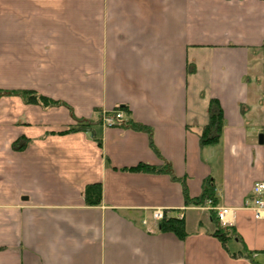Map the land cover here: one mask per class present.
<instances>
[{"label":"crops","instance_id":"1","mask_svg":"<svg viewBox=\"0 0 264 264\" xmlns=\"http://www.w3.org/2000/svg\"><path fill=\"white\" fill-rule=\"evenodd\" d=\"M0 89L64 103L0 96V264H264L246 207L264 179V0H0ZM213 98L222 134L202 144ZM119 106L151 135L97 123ZM207 178L256 257L232 256L207 205L186 204ZM157 208L190 234L159 232Z\"/></svg>","mask_w":264,"mask_h":264},{"label":"trees","instance_id":"2","mask_svg":"<svg viewBox=\"0 0 264 264\" xmlns=\"http://www.w3.org/2000/svg\"><path fill=\"white\" fill-rule=\"evenodd\" d=\"M6 93H17L22 95L28 103L33 104H40L42 106H53V105H60L64 104L61 100L53 99L51 97H48L46 95H43L41 93H38L35 90L32 89H24L19 91H7L0 89V96ZM126 106H119L117 109L125 110ZM208 123L204 126L201 134H200V140L202 144H212L219 141L220 136L222 134V129L224 125V119H223V109L219 102V100L213 98L210 101L209 108H208ZM102 117L98 119L97 123L102 122ZM122 123L124 125L130 126L132 128L138 129V130H146L150 133H152V130L147 127L146 125L131 120L126 119L123 120ZM93 124V121L91 120H77V125L72 128H88ZM16 146H23V143L20 142V144L17 145V142H15ZM130 169H136V170H144V171H166L170 173L172 176L175 177V175L172 172L171 165L169 163H166L164 165H151L146 163H140L134 167H130ZM207 198H211L213 201V204H217L216 196H215V184L211 178H207L204 183V189L201 195L197 197H191L186 193V204L187 205H204ZM84 199L85 203L87 205H99L102 202V186L101 183H91L88 184L84 189ZM211 216L213 218L214 222V229L212 230V233L214 236L218 237V239L221 241L222 245L228 250V252L232 256L237 255H244L247 257H250L251 254L254 251H250L247 249V247L244 244V241L239 238L238 233L232 226H225L222 225L215 213V211H210ZM159 232H171L178 236L180 239H185L190 232L187 230L186 227V221L184 217H180L179 215H167L165 214L162 219L159 220ZM230 240H237L240 244L237 249L230 250L228 243Z\"/></svg>","mask_w":264,"mask_h":264},{"label":"built area","instance_id":"3","mask_svg":"<svg viewBox=\"0 0 264 264\" xmlns=\"http://www.w3.org/2000/svg\"><path fill=\"white\" fill-rule=\"evenodd\" d=\"M103 122L107 126L120 124L125 119L124 111L121 109H114L110 112L102 114ZM207 208L214 210L222 225L231 226L235 222L236 209L229 206L214 205L211 198L206 199ZM256 219L264 220V179L254 182L250 200L247 201V205ZM165 212L161 208L154 209L152 216L156 220H160L164 217ZM258 253H253L252 257H256Z\"/></svg>","mask_w":264,"mask_h":264},{"label":"water","instance_id":"4","mask_svg":"<svg viewBox=\"0 0 264 264\" xmlns=\"http://www.w3.org/2000/svg\"><path fill=\"white\" fill-rule=\"evenodd\" d=\"M259 143L263 144L264 143V133L259 134Z\"/></svg>","mask_w":264,"mask_h":264},{"label":"rangeland","instance_id":"5","mask_svg":"<svg viewBox=\"0 0 264 264\" xmlns=\"http://www.w3.org/2000/svg\"><path fill=\"white\" fill-rule=\"evenodd\" d=\"M7 91H9V90H7ZM11 94V93H10ZM53 106H55V105H53ZM199 206V205H198ZM185 218V217H184ZM213 219V218H212ZM214 223V222H213ZM187 227V226H186ZM214 229V228H213Z\"/></svg>","mask_w":264,"mask_h":264}]
</instances>
